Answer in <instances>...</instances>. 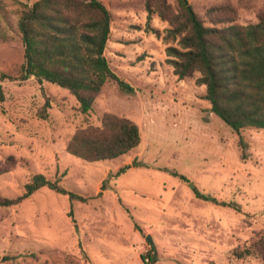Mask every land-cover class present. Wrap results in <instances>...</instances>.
<instances>
[{
    "label": "rangeland",
    "instance_id": "rangeland-1",
    "mask_svg": "<svg viewBox=\"0 0 264 264\" xmlns=\"http://www.w3.org/2000/svg\"><path fill=\"white\" fill-rule=\"evenodd\" d=\"M35 1L0 0V197L22 196L41 174L88 200L70 202L42 188L0 207V257L12 258L0 264H150L141 256L153 255L152 264H264L257 246L264 235V129L234 133L210 111L198 74L183 80L173 74L165 49L175 43L164 40L165 22L147 21L145 0H100L111 14L104 56L133 91L107 82L81 114L67 90L21 79L19 20ZM188 2L207 26L214 7L231 8L243 26L264 11V0ZM104 114L136 124L139 145L93 163L67 153L74 132L100 126ZM132 163L138 166L117 174Z\"/></svg>",
    "mask_w": 264,
    "mask_h": 264
},
{
    "label": "trees",
    "instance_id": "trees-1",
    "mask_svg": "<svg viewBox=\"0 0 264 264\" xmlns=\"http://www.w3.org/2000/svg\"><path fill=\"white\" fill-rule=\"evenodd\" d=\"M174 1L173 6L167 0H145L144 4L147 21L156 16L168 26L164 40L174 42L175 46H168L165 53L173 74L179 80L198 74L195 83L205 86L203 99L210 104V111L234 133L239 134L245 128L263 130L264 11L257 14L256 23L243 26L234 23L235 12L231 8L214 7L206 13L210 22L207 26L188 0ZM110 22L111 14L100 0L35 1L25 8L19 20L24 47L21 79L33 77L39 85L47 82L67 90L84 115L91 111L95 98L107 82L116 83L121 92L132 93V88L111 70L104 56ZM48 107L46 99L38 113L40 119L47 118ZM139 143L136 124L123 117L104 114L100 126L77 129L66 151L93 163L121 157ZM238 143L241 157L245 159L244 142L240 139ZM136 166L137 163L126 165L117 174ZM168 173L185 181V177L176 172ZM42 188L67 196L70 202L88 200L37 174L25 185L22 196L12 200L0 197V207L15 205ZM197 197L215 205L240 209L208 195L197 193ZM257 246L264 260V235ZM236 255L240 258L241 253ZM11 259L0 257V263ZM154 259V255L141 256L144 263L152 264Z\"/></svg>",
    "mask_w": 264,
    "mask_h": 264
},
{
    "label": "water",
    "instance_id": "water-1",
    "mask_svg": "<svg viewBox=\"0 0 264 264\" xmlns=\"http://www.w3.org/2000/svg\"><path fill=\"white\" fill-rule=\"evenodd\" d=\"M191 187H193L191 184H190ZM146 241L150 244V245H153V242L151 240V237L148 235L146 236Z\"/></svg>",
    "mask_w": 264,
    "mask_h": 264
}]
</instances>
